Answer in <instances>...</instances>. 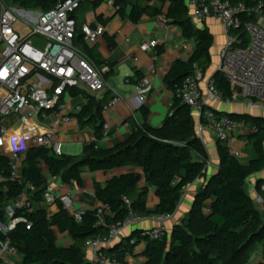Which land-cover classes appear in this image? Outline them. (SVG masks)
Returning <instances> with one entry per match:
<instances>
[{
	"label": "trees",
	"instance_id": "obj_1",
	"mask_svg": "<svg viewBox=\"0 0 264 264\" xmlns=\"http://www.w3.org/2000/svg\"><path fill=\"white\" fill-rule=\"evenodd\" d=\"M61 1L64 0H8L7 3L22 9L47 11ZM162 1L169 4L166 18L182 30L185 38L193 40L196 47L189 59L173 62L165 78L174 98L160 126H152L146 120L135 123L128 141L111 149L96 148L92 141L78 156H56L44 147L30 148L22 160V182L11 179V160L7 155H0V225L7 223L8 204L23 194L31 203V209L15 210L14 218L23 217L26 221L18 222L12 230H0V241L9 239L22 256L21 262L13 264H91L85 254L89 239L105 235L108 226L124 220L130 209L141 217L173 215L184 187L207 176L208 150L197 134L192 109L177 96L175 87L196 70L204 74L208 72L212 66L214 36L206 25L200 27L192 21L185 0ZM225 1L253 4L249 0ZM102 2L95 1L94 5ZM114 5L118 13L127 15L133 22H138L145 14L155 16L161 12L145 6L144 0H114ZM128 8L130 12L127 14ZM163 50L160 48L158 54ZM96 63L105 65L99 59ZM212 76L224 97L233 98L234 92L224 74L216 70ZM137 77L135 82L144 78L140 73ZM71 93L85 94L87 102L77 114L79 121L83 124L86 121L99 122L94 137L97 140L103 138L105 102L79 89H72ZM143 114L147 115L145 109ZM229 115L256 126V131L248 135L256 156L244 164L230 153L228 144L220 140V166L198 191L191 212L182 224L174 227L170 240L167 236L163 239L144 237L141 230H136L132 238L106 250L111 260L126 264V256L133 252L137 242L144 240L147 243L146 264H249L257 244H263V260L258 264H264V216L247 187L250 177L264 170V117ZM86 167L105 172L123 167L140 169L146 183L155 187L159 199L157 207L153 211L148 208V187H139L141 173L129 171L112 177L104 186L95 184L97 199L110 208V213L104 216L105 225H98L96 208L87 209L80 222L62 203H56L57 210L50 214L44 197L48 185L46 173L58 177L64 184L75 182L81 185ZM28 184L32 189L26 188ZM258 189L264 199V190L261 186ZM56 230L71 236L72 243L59 245Z\"/></svg>",
	"mask_w": 264,
	"mask_h": 264
},
{
	"label": "built area",
	"instance_id": "obj_2",
	"mask_svg": "<svg viewBox=\"0 0 264 264\" xmlns=\"http://www.w3.org/2000/svg\"><path fill=\"white\" fill-rule=\"evenodd\" d=\"M82 1L64 0L54 8L42 11L22 9L0 0V155H7L11 160L12 180L22 182V160L28 149L44 147L56 156L64 154L60 129L71 123L84 106H72L67 100L71 97L72 89L96 95L107 88L105 75L109 67L97 66L79 43L80 36L87 42H97L105 32V25H79L76 13ZM249 1L253 4L185 0L196 25L204 26L207 19L214 18L224 28L226 41L217 70L229 80L233 98L224 97L213 76L205 79L201 70H196L175 87L183 103L189 105L199 121L202 124L206 122L218 141L226 142L230 153L238 158L241 152L234 145L237 132L243 128L246 133H254L257 128L218 112L212 103L223 101L231 105L242 101L250 111L264 112V2ZM103 2L116 9L114 0ZM19 23L31 27V32L21 35L16 28ZM33 37H39L37 44ZM158 45V40L147 39L141 48L148 51ZM151 90L152 85L145 77L134 85V94L141 102L146 101ZM122 100L124 97L117 93L104 110H109ZM108 129L109 125L105 124L104 137ZM92 141L98 148L97 139L93 137ZM47 177L44 197L48 208L62 203L78 222L82 221L87 209L77 207L72 190L62 182L57 185L58 177ZM26 188L32 189V186L28 184ZM126 203L130 207L128 199ZM23 207L31 209L25 194L15 200L13 206H9L11 223L7 231L14 229L18 222L26 221L23 217L14 218L16 208ZM96 209L98 225H105L104 216L110 213L109 206L101 204ZM169 216L158 215L157 220L161 224L143 230L142 235L151 239L166 237L168 231L164 221ZM141 221L142 217L130 209L124 220L108 226L105 235L87 241L85 249L92 252V257L86 259L91 264H120L110 259L104 247L113 245L124 229L136 228ZM17 254L16 246L9 239L0 241V264H13L11 257Z\"/></svg>",
	"mask_w": 264,
	"mask_h": 264
},
{
	"label": "crops",
	"instance_id": "obj_3",
	"mask_svg": "<svg viewBox=\"0 0 264 264\" xmlns=\"http://www.w3.org/2000/svg\"><path fill=\"white\" fill-rule=\"evenodd\" d=\"M94 3L95 1L93 0H83L81 7L76 13V19L79 25L90 24L93 27L105 22L103 24L105 25V32L97 42L91 43L84 39H79V43L85 54L96 65V59H99L109 67V71L106 74L107 88L94 96L98 100L105 102L104 108L117 93L124 97V100L109 110L103 109L102 111V130H105V124L109 125V129L107 136L97 140V146L102 149H111L129 140L132 133V126L135 123H142L146 120L152 126H160L162 124L170 111L174 98V93L168 87L165 78L173 62L179 59L187 60L192 56L196 44L193 40L185 38L182 30L166 18L169 8L167 2L162 0H144L145 6L157 8L161 12L155 16L145 14L138 22H133L127 15L123 16L118 13L115 8L105 2L100 3L98 6L94 5ZM129 12L130 9L128 8L127 14ZM205 25L214 36V45L211 49L212 66L205 74V79H207L218 69L226 36L224 28L218 20L209 18ZM147 39L158 40L159 45L157 48L148 51L143 50L141 44ZM160 48L164 49L162 54H158ZM134 58H137V60ZM137 73L148 78L152 85V90L148 94L145 102H141L134 94V85L138 83L135 82L138 78ZM119 76L123 78L121 83L117 82L118 79L116 77ZM127 79L129 82H126ZM70 95V98L68 95L66 97H68L67 100H69L72 106L84 105L87 102L84 93L76 95L71 93ZM212 107L220 112L236 111L242 113L240 103L237 102L228 105L223 101H216L212 103ZM143 109L146 110L147 115L143 114ZM195 119L197 134L202 139L210 156L207 165V176L198 178L195 182L184 187L176 212L164 221L169 240L174 227L182 224L191 212L198 191L217 172L220 166L218 152L219 141L216 135L208 127L206 122L202 124L197 117ZM99 124V122L95 123L91 121H86L83 124L79 121L78 116H76L71 123L63 125L60 129L63 146L64 144L77 143L79 152L74 153H80L79 155H82L85 145L91 142L95 135L96 127ZM249 134L242 128L237 132L234 139L236 149L241 152L239 159L244 164H247L256 156V151L248 142ZM129 171L141 173L142 178L139 182V187L147 185L148 208L153 211L159 202L155 187L146 183L145 177L140 169L133 167H123L108 172L92 171L87 167L84 168L82 184L78 185L72 182L68 185L75 195L77 207L92 209L100 206L102 203L96 197L95 184L98 183L104 186L112 177ZM46 175L49 176L50 174L46 173ZM56 183L59 185L61 180L58 178ZM260 186L261 189L264 187V170L253 174L247 182L250 193L251 190H258ZM56 192L59 193L58 190ZM56 210L57 205L55 204L49 209L50 214H53ZM260 210L264 216V209ZM157 216L155 214L144 216L136 228L124 229L120 238L113 245L104 247L105 251L111 249L126 238H132V234L136 230L143 231L158 227L161 223L157 220ZM0 230L4 231L5 229L0 225ZM56 236L59 245L68 246L72 243V238L68 234H61L56 230ZM259 246L260 248L257 252H252L249 264H258L263 260V244ZM146 250V241L140 240L136 243L133 252L126 256L125 263L146 264ZM85 254L86 258L90 260L92 252L85 249ZM11 259L13 263H18L21 262L22 256L18 253L12 256Z\"/></svg>",
	"mask_w": 264,
	"mask_h": 264
},
{
	"label": "rangeland",
	"instance_id": "obj_4",
	"mask_svg": "<svg viewBox=\"0 0 264 264\" xmlns=\"http://www.w3.org/2000/svg\"><path fill=\"white\" fill-rule=\"evenodd\" d=\"M16 28L20 31V34L23 35V36H25V35H27L28 33L31 32V27L25 25L24 23H19L16 26ZM37 38H39V37H33V41H34L35 44H37V42H38ZM116 78L118 79L117 82L118 83H121V81H122L123 78L120 77V76L119 77H116ZM237 103H240V107H241L240 110L242 112H249L250 111L248 109L247 105L244 102L238 101ZM252 112L255 115L263 116L264 117V112H262V111H256V110H254ZM194 116L197 117L195 114H194ZM78 150L79 149H78L77 143L64 144V146H63V153L64 154H67L68 153V154H71V155H79L80 153H78V154L74 153V152H79ZM251 194L254 197V199L256 200V203H257L258 207L260 209H264V199H263V197L261 195V190H259V189L258 190L256 189V191L255 190H251ZM11 205L13 206V203L8 204L7 207H6L7 208V223H6L7 226H9V224L11 223V217H10L9 211H8L9 210V206H11ZM167 237H168V234H167ZM259 245L260 244H257L255 246L254 251L257 252L259 250V248H260Z\"/></svg>",
	"mask_w": 264,
	"mask_h": 264
},
{
	"label": "water",
	"instance_id": "obj_5",
	"mask_svg": "<svg viewBox=\"0 0 264 264\" xmlns=\"http://www.w3.org/2000/svg\"><path fill=\"white\" fill-rule=\"evenodd\" d=\"M223 113H226V114H242V115H252V116H258V115H255L252 111L250 112H242V113H239V112H236V111H226V112H223ZM263 117V116H262ZM250 135V134H249ZM1 226L7 230V226L5 224H1Z\"/></svg>",
	"mask_w": 264,
	"mask_h": 264
}]
</instances>
